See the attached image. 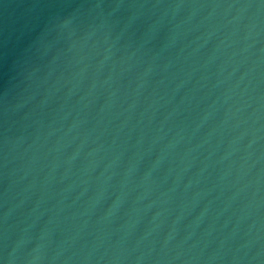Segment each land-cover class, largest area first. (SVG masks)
Masks as SVG:
<instances>
[{
    "label": "water",
    "instance_id": "water-1",
    "mask_svg": "<svg viewBox=\"0 0 264 264\" xmlns=\"http://www.w3.org/2000/svg\"><path fill=\"white\" fill-rule=\"evenodd\" d=\"M0 264H264V0H0Z\"/></svg>",
    "mask_w": 264,
    "mask_h": 264
}]
</instances>
